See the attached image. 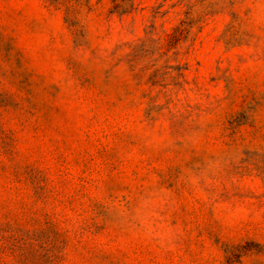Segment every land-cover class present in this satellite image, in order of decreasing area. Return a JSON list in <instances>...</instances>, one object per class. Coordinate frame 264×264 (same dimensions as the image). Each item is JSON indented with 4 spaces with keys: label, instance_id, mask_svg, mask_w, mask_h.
Masks as SVG:
<instances>
[{
    "label": "rangeland",
    "instance_id": "1",
    "mask_svg": "<svg viewBox=\"0 0 264 264\" xmlns=\"http://www.w3.org/2000/svg\"><path fill=\"white\" fill-rule=\"evenodd\" d=\"M0 264H264V0H0Z\"/></svg>",
    "mask_w": 264,
    "mask_h": 264
}]
</instances>
